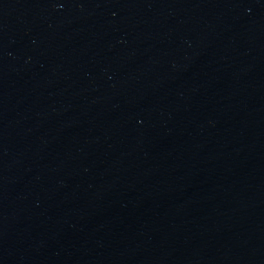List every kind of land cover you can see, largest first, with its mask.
<instances>
[{
    "label": "water",
    "instance_id": "95a60500",
    "mask_svg": "<svg viewBox=\"0 0 264 264\" xmlns=\"http://www.w3.org/2000/svg\"><path fill=\"white\" fill-rule=\"evenodd\" d=\"M0 264H264V0H0Z\"/></svg>",
    "mask_w": 264,
    "mask_h": 264
}]
</instances>
